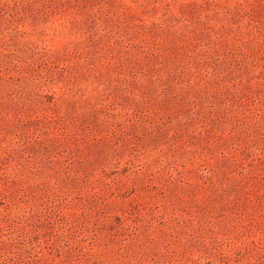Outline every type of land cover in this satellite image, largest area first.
<instances>
[{
  "label": "rangeland",
  "instance_id": "rangeland-1",
  "mask_svg": "<svg viewBox=\"0 0 264 264\" xmlns=\"http://www.w3.org/2000/svg\"><path fill=\"white\" fill-rule=\"evenodd\" d=\"M0 264H264V0H0Z\"/></svg>",
  "mask_w": 264,
  "mask_h": 264
}]
</instances>
